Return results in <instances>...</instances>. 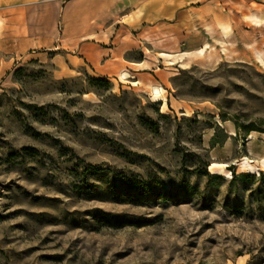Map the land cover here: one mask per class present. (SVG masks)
<instances>
[{
  "label": "rangeland",
  "instance_id": "374dc122",
  "mask_svg": "<svg viewBox=\"0 0 264 264\" xmlns=\"http://www.w3.org/2000/svg\"><path fill=\"white\" fill-rule=\"evenodd\" d=\"M120 2L0 1V264H264V0Z\"/></svg>",
  "mask_w": 264,
  "mask_h": 264
},
{
  "label": "crops",
  "instance_id": "0c3cea01",
  "mask_svg": "<svg viewBox=\"0 0 264 264\" xmlns=\"http://www.w3.org/2000/svg\"><path fill=\"white\" fill-rule=\"evenodd\" d=\"M2 1V0H0ZM6 2H16L18 0H5ZM120 4H121V9L120 12H118V15L120 17V19L122 20V22H124V24L121 22L120 23V28H118V30L120 31V36H128V33H132V30L138 29L141 31L144 29V27H154L157 23H161L163 22L164 19H166L167 16V9L166 6L162 5L163 3L161 2V0H140L137 6H133L130 2V0H120ZM175 13L174 9L170 12V15H173ZM138 26V27H137ZM119 40V39H118ZM133 41L131 39H126V40H122L120 39L118 41V46L117 47H113V51L114 53H118L120 47H122L123 45V49L121 51V54L130 50L133 46ZM178 45V44H177ZM177 45H175L172 49H163L162 51L171 53L172 56H178L179 53L181 52H185V51H180L177 52L176 47ZM83 48V45L81 46ZM111 48L109 50H112ZM106 59H104L100 66H105L107 65V61L112 60L113 56H112V51H107L105 53ZM99 59H103V57H99L97 60ZM86 60L88 62L89 59L86 57ZM124 67L125 70L128 72L131 71H136V72H140L142 71L145 67V65H142L146 59L143 58L142 61H130V60H124ZM179 58H176L175 63H179ZM100 61V60H99ZM121 66V63L117 62L114 69H116L117 67ZM123 70V69H122ZM103 74H106V71H102ZM109 74H113L115 76L116 72L112 71Z\"/></svg>",
  "mask_w": 264,
  "mask_h": 264
},
{
  "label": "trees",
  "instance_id": "16d2710c",
  "mask_svg": "<svg viewBox=\"0 0 264 264\" xmlns=\"http://www.w3.org/2000/svg\"><path fill=\"white\" fill-rule=\"evenodd\" d=\"M93 82H96L97 84H108V81L105 79H94ZM234 128H235V135L239 134V131H242L244 135L249 134L251 131L256 130L255 127H252L251 125H239L237 123H234ZM218 143V142H217ZM213 144V139L211 140V145ZM234 177V176H232ZM98 223L102 225H106L109 227H121L124 225V222L115 219L112 217L111 213L109 212H103L102 216L97 217Z\"/></svg>",
  "mask_w": 264,
  "mask_h": 264
},
{
  "label": "bare ground",
  "instance_id": "6f19581e",
  "mask_svg": "<svg viewBox=\"0 0 264 264\" xmlns=\"http://www.w3.org/2000/svg\"><path fill=\"white\" fill-rule=\"evenodd\" d=\"M252 19V18H251ZM261 17H258V16H256L255 17V19H253V20H255L256 22H260L261 21ZM142 61V60H141ZM146 61L142 64V65H146ZM148 66V65H147ZM119 75L122 77V78H125L126 76H125V71L124 70H120L119 71ZM136 83V82H135ZM151 90H152V93L154 94V96L157 98V99H159V95H160V92H161V89L159 88V87H156V86H152V88H151ZM160 97H161V95H160ZM163 99H165V98H163ZM156 100V99H155ZM164 101V100H163ZM219 123H220V125H222L223 126V122H221V121H219ZM229 133L230 134H234V132L233 131H229ZM252 136L251 135H249V139L251 138Z\"/></svg>",
  "mask_w": 264,
  "mask_h": 264
}]
</instances>
